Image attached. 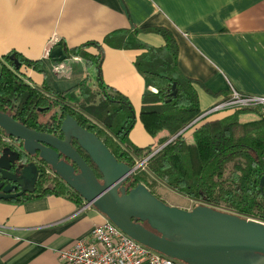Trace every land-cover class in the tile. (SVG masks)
<instances>
[{"label": "crops", "instance_id": "crops-1", "mask_svg": "<svg viewBox=\"0 0 264 264\" xmlns=\"http://www.w3.org/2000/svg\"><path fill=\"white\" fill-rule=\"evenodd\" d=\"M156 27L173 32L180 71L196 80L204 113L225 101L231 88L264 96V0H0V73L4 56L15 52L40 61V69L21 68L33 86L63 91L101 77L133 105L137 121L129 138L147 147L155 139L140 111L144 94L153 88L135 65L143 51L113 48L104 39L118 30ZM138 38L153 47L166 45L155 32L142 31ZM91 41L104 46L99 68L72 51ZM88 51L98 53V48ZM68 80L75 83L69 86ZM234 112L222 110L207 119ZM245 115L242 119L257 118ZM86 204L58 195L0 200V264H62L61 251L106 221Z\"/></svg>", "mask_w": 264, "mask_h": 264}, {"label": "trees", "instance_id": "trees-1", "mask_svg": "<svg viewBox=\"0 0 264 264\" xmlns=\"http://www.w3.org/2000/svg\"><path fill=\"white\" fill-rule=\"evenodd\" d=\"M142 31L162 35L166 45L157 48L142 42L138 38ZM104 44L143 51L135 65L153 91L143 96L140 119L155 139L154 144L139 147L130 140L136 111L101 77L94 83L85 79L63 91L48 85L33 86L21 68L40 69V61L15 52L5 55L2 61L0 111L31 129L56 136H61L62 121L70 114L82 127L96 133L120 162L135 167L138 160L149 156L145 166L139 167L127 182L129 188L142 183L161 199L155 189L163 184L194 200L195 205L204 203L264 222V187L262 190L260 186L264 177V118L260 112L253 110L257 118L250 120L242 119L250 109H237L223 119L200 118L204 112L197 82L180 71L176 38L165 27L118 30L107 35ZM90 46H96L98 53L88 51ZM72 51L101 67L104 46L100 42H87ZM11 54L22 63L20 68L10 59ZM3 135L7 136L0 128ZM75 146L91 164L87 153ZM49 195L82 201L64 181L47 171L40 175L35 193L8 201L24 202Z\"/></svg>", "mask_w": 264, "mask_h": 264}, {"label": "water", "instance_id": "water-1", "mask_svg": "<svg viewBox=\"0 0 264 264\" xmlns=\"http://www.w3.org/2000/svg\"><path fill=\"white\" fill-rule=\"evenodd\" d=\"M10 59L17 69L22 66L16 54ZM0 128L23 146L22 152L11 146L0 149V200L35 193L40 175L49 168L127 235L170 258L185 264H264V222L204 203L192 209L170 205L142 183L129 188L137 166L120 162L72 115L63 119L61 136L31 129L3 111ZM25 156L37 162H25ZM260 186L263 190L264 177Z\"/></svg>", "mask_w": 264, "mask_h": 264}, {"label": "built area", "instance_id": "built-area-1", "mask_svg": "<svg viewBox=\"0 0 264 264\" xmlns=\"http://www.w3.org/2000/svg\"><path fill=\"white\" fill-rule=\"evenodd\" d=\"M226 109L257 110L264 118V96L247 95L231 88L230 96L225 101L200 118ZM148 159L149 156L138 161L137 168L144 167ZM60 256L62 264H180V261L133 239L107 217L103 224L92 230L89 237L79 239L71 249L61 251Z\"/></svg>", "mask_w": 264, "mask_h": 264}, {"label": "rangeland", "instance_id": "rangeland-1", "mask_svg": "<svg viewBox=\"0 0 264 264\" xmlns=\"http://www.w3.org/2000/svg\"><path fill=\"white\" fill-rule=\"evenodd\" d=\"M74 81V80H73ZM70 81L69 80L67 81L68 83H71L69 86H71L73 83H75V81ZM68 87V86H66ZM245 116H257V112L255 111H246L245 113H243ZM248 116L246 118H248ZM252 118V117H250ZM1 137V140L0 141V149H2L3 147H6L7 145H11L14 141L13 140H10L8 137L6 136H0ZM191 140L193 139V137H189ZM140 161V160H138ZM51 176H56L54 175V173H50ZM69 187V186H68ZM70 188V187H69ZM71 192H74L71 188H70ZM156 192L157 194L161 197V199L163 201H165L166 203L170 204V205H175V206H179V207H182V208H185V209H192L195 205V201L184 196V195H181L173 190H171L170 188H168L166 185H159L156 187ZM198 205V204H197ZM180 264H185L183 262H180Z\"/></svg>", "mask_w": 264, "mask_h": 264}, {"label": "flooded vegetation", "instance_id": "flooded-vegetation-1", "mask_svg": "<svg viewBox=\"0 0 264 264\" xmlns=\"http://www.w3.org/2000/svg\"><path fill=\"white\" fill-rule=\"evenodd\" d=\"M75 145V144H74ZM8 146V145H7ZM9 146H11L12 147V149H14V150H16V151H23L22 149H23V146H22V143L20 142V141H17V140H15L14 139V141H13V143L11 144V145H9ZM24 160H25V162H30V161H36L37 162V158H32V157H29V156H25L24 157ZM96 168V167H95ZM47 170H50L49 168H47ZM77 170V172L79 171V169L77 168L76 169ZM97 170V169H96ZM98 171V170H97ZM96 171V173L98 174V176H99V172H97ZM16 193H18V192H21V188H19V189H17L16 191H15ZM28 195V194H27ZM17 199H20V198H17Z\"/></svg>", "mask_w": 264, "mask_h": 264}]
</instances>
